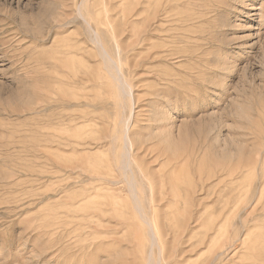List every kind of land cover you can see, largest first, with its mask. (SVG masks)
Segmentation results:
<instances>
[{"label":"rangeland","instance_id":"374dc122","mask_svg":"<svg viewBox=\"0 0 264 264\" xmlns=\"http://www.w3.org/2000/svg\"><path fill=\"white\" fill-rule=\"evenodd\" d=\"M0 264H264V0H0Z\"/></svg>","mask_w":264,"mask_h":264},{"label":"bare ground","instance_id":"6f19581e","mask_svg":"<svg viewBox=\"0 0 264 264\" xmlns=\"http://www.w3.org/2000/svg\"><path fill=\"white\" fill-rule=\"evenodd\" d=\"M172 1H174V0H172ZM176 4V3H175Z\"/></svg>","mask_w":264,"mask_h":264}]
</instances>
